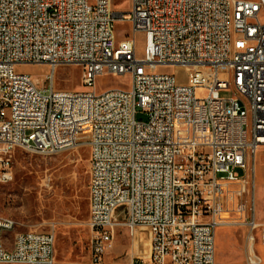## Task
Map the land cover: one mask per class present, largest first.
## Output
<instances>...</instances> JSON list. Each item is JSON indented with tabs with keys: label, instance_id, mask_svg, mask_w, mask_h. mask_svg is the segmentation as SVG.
I'll return each instance as SVG.
<instances>
[{
	"label": "built area",
	"instance_id": "1",
	"mask_svg": "<svg viewBox=\"0 0 264 264\" xmlns=\"http://www.w3.org/2000/svg\"><path fill=\"white\" fill-rule=\"evenodd\" d=\"M119 20L129 32L117 39ZM21 64L51 74L78 65L85 89L54 90L53 80L41 89ZM103 74L127 76L128 88L97 92ZM79 144L88 264H215L218 226L241 229L243 264H262L264 0H130L125 12L111 0H0V185L13 179L14 149L52 155ZM17 227L0 216V264L55 263L53 229ZM119 227L130 238L149 230L147 257L109 258Z\"/></svg>",
	"mask_w": 264,
	"mask_h": 264
},
{
	"label": "rangeland",
	"instance_id": "2",
	"mask_svg": "<svg viewBox=\"0 0 264 264\" xmlns=\"http://www.w3.org/2000/svg\"><path fill=\"white\" fill-rule=\"evenodd\" d=\"M130 0H111L115 12L127 11ZM262 18V16H261ZM129 32V24L124 20L115 23L117 39ZM138 52L142 48V36L137 35ZM17 72L28 73L37 87L43 89L53 80L54 90L83 91L81 67L61 64L53 73L44 64H21ZM156 73L181 71L172 66L157 67ZM45 76L48 78L45 79ZM127 76L99 75L95 80L97 92L109 88H128ZM230 93H221L229 96ZM145 119L142 114L137 119ZM13 179L0 185V216L11 217L18 223L17 230L46 232L54 230V264H88L89 230L87 167L88 149L79 144L52 155H40L20 148L12 153ZM255 201L260 219H264V148L255 157ZM116 241L109 258L125 261L131 251L146 252L150 241L147 228L138 227L132 237L125 228L117 229ZM216 235L215 264H243V233L219 226ZM264 264V246L258 248Z\"/></svg>",
	"mask_w": 264,
	"mask_h": 264
},
{
	"label": "crops",
	"instance_id": "3",
	"mask_svg": "<svg viewBox=\"0 0 264 264\" xmlns=\"http://www.w3.org/2000/svg\"><path fill=\"white\" fill-rule=\"evenodd\" d=\"M258 218H259V217H258ZM259 220L264 221V219H260V218H259ZM218 227H219V226H218ZM222 227H227V228H229V229H233V230H241V229H238V228L228 227V226H222ZM241 231H242V230H241ZM242 233H243V231H242ZM215 247H216V235H215ZM259 247H262V246H261V245H257V246H256L257 251H258V248H259ZM215 253H216V251H215ZM134 254H135L136 256L147 257V256H148V246H147V249H146V252H145V253H143V252H137V253H135V252H134ZM215 257H216V254H215ZM218 258L221 260L219 254L217 255L216 259H218Z\"/></svg>",
	"mask_w": 264,
	"mask_h": 264
}]
</instances>
